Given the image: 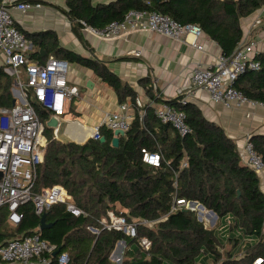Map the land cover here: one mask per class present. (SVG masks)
Listing matches in <instances>:
<instances>
[{
  "label": "trees",
  "instance_id": "1",
  "mask_svg": "<svg viewBox=\"0 0 264 264\" xmlns=\"http://www.w3.org/2000/svg\"><path fill=\"white\" fill-rule=\"evenodd\" d=\"M263 5L264 0H115L96 5L92 0H66L65 13L77 28L83 21L101 29L121 21L130 9L150 8L182 25L199 27L219 45L222 55L229 57L243 40L240 20ZM24 35L33 46L92 69L114 89L120 102L130 97L134 106L131 88L105 62L65 50L57 41L47 44L43 38ZM31 56L41 59L39 52ZM254 58L260 69L240 74L233 86L249 100L264 103V53ZM12 86L13 78L0 67V108L13 106ZM149 95L150 100H157ZM168 104L185 114L190 133L180 136L170 124L161 123L149 104L144 105L142 117L137 113L130 129L119 137L118 147L111 145L113 132L104 127L100 128L104 142L88 139L82 144L58 141L45 127L46 147L37 167L34 192L60 185L85 216H75L58 203L46 212V222L54 224L39 230L40 217L28 203L19 208L22 219L11 228L8 210L1 208L0 245L38 232L56 249L69 254V264H112L110 254L119 241L134 246L125 252L123 264H251L257 258L264 264L261 179L242 162L235 141L204 118L198 108L188 102L181 104L180 97ZM37 112L42 121L48 119L47 112ZM250 141L264 161V135H253ZM142 150L158 153L159 166L144 163ZM176 199L200 203L216 214L218 223L208 228L195 212L172 210ZM108 210L124 213L128 221L142 218L154 224L139 226L135 238L102 230L99 220ZM88 226L99 233L92 234ZM140 238L150 241L148 250L140 246Z\"/></svg>",
  "mask_w": 264,
  "mask_h": 264
},
{
  "label": "built area",
  "instance_id": "2",
  "mask_svg": "<svg viewBox=\"0 0 264 264\" xmlns=\"http://www.w3.org/2000/svg\"><path fill=\"white\" fill-rule=\"evenodd\" d=\"M146 4L149 2L146 1ZM41 6L40 3L16 0L0 1V51L3 53L1 67L5 74L14 78L17 96L13 106L0 108V209L7 208V221L11 226L20 223L23 215L19 208L28 203L33 205L34 213L39 217L58 203L64 204L66 210L75 216H85L60 185L34 192L37 167L43 161L46 146V123L50 117L58 120L64 115L67 101L78 95V88L68 84L67 60L49 57L44 64H39L31 61L28 56L30 40L16 25L11 10L14 8L26 12ZM78 27L103 41L121 39L136 32L156 33L175 41L184 40L187 34H191V45L197 50L203 49L197 43L203 35L199 27L182 25L150 8L130 9L121 21H112L101 29L90 27L83 21L78 22ZM254 46V41H241L229 57L221 55L209 67L195 66L190 74L192 86L204 90L213 103L226 108L239 109L251 105L264 109L263 102L249 100L233 86L240 74L247 70L260 69V62L252 57ZM139 55L140 51L134 53V56ZM186 102L185 98H180L181 104ZM134 107L142 117L144 104L140 99H134ZM37 109L47 112L48 119L42 121ZM127 110V106L123 104L121 111L107 114L100 124L83 128L88 132L83 140H100L101 127L112 132L122 130L126 133L132 123V117ZM153 113L161 123L170 124L180 136L190 133L185 114L174 106L164 103L155 107ZM83 132L76 130L73 135L79 136ZM142 152L144 163L159 166L161 158L158 153L145 150ZM239 155L242 162L257 174L261 182L264 181V161L254 150L250 138H247L239 149ZM200 205L198 202L193 204L191 201L176 199L172 210L185 208L193 211L197 219L208 227L217 216ZM99 224L102 230L121 232L125 236L135 238L139 226H152L154 222L142 218L128 221L124 213L108 210L99 220ZM87 228L95 235L100 231L91 226ZM139 242L145 250L150 248L151 243L146 238H140ZM55 250V245L42 239L38 232L19 235L0 245V264H28L33 260L40 264H69V254L60 251L53 258L52 253ZM251 264H262V258L255 259Z\"/></svg>",
  "mask_w": 264,
  "mask_h": 264
},
{
  "label": "crops",
  "instance_id": "3",
  "mask_svg": "<svg viewBox=\"0 0 264 264\" xmlns=\"http://www.w3.org/2000/svg\"><path fill=\"white\" fill-rule=\"evenodd\" d=\"M34 1L42 6L26 12L14 8L11 10L16 25L23 33L33 35L34 39L43 38L47 44L57 41L58 46L65 50L105 62L131 88L134 99H140L144 105L149 104L147 106L152 112L161 104L183 97L198 108L204 118L220 126L235 141L238 149L247 138L256 134L264 135V109L251 105L239 109L226 108L213 103L204 90L192 86V69L197 65L209 67L222 55L219 45L205 34L197 40L203 47L202 50L191 45V34H187L184 40L175 41L156 33L136 32L121 39L103 41L77 28L76 23L65 13L66 0ZM110 1L115 0H92V3L96 5ZM240 25L243 31L242 41L255 42L252 57L264 53V5L242 18ZM29 49L30 60L39 64H44L49 57H56L50 51L33 46L31 40ZM136 51H140L139 56H134ZM35 52L40 53L41 59L30 57V53ZM2 61L3 53L0 51V67ZM67 80L70 86L78 88V95L67 101L65 114L58 118L59 124L49 128L58 141L84 143L85 140H76L69 133L85 131L83 128L100 124L107 114L121 111L123 104L127 106L132 121L138 113L130 97L120 102L114 89L90 68L69 62ZM13 92L16 93L15 89ZM149 92L155 96L156 101L150 100ZM59 134L64 135L65 140L56 138L55 135ZM260 185L263 190L264 181ZM8 226L11 225L8 223ZM133 247L119 241L110 254V261L123 262L125 252Z\"/></svg>",
  "mask_w": 264,
  "mask_h": 264
},
{
  "label": "water",
  "instance_id": "4",
  "mask_svg": "<svg viewBox=\"0 0 264 264\" xmlns=\"http://www.w3.org/2000/svg\"><path fill=\"white\" fill-rule=\"evenodd\" d=\"M43 53V52H42ZM16 102V98L14 97L13 99V104H15ZM58 121L56 118L54 117H51L47 123H46V127L47 128H50V127H55L57 125ZM125 135V132H123L122 130H115L113 132V138L111 140V145L113 147H118V144H119V137L121 136H124ZM100 141L101 142H104L105 141V138L102 136L100 138ZM195 202H193L194 204ZM201 208H203L204 206L200 205ZM212 213H214L213 211H211ZM54 223L53 222H49L47 223L46 222V213L42 214L41 217H40V224H39V229L42 230V229H45L47 227H50L51 225H53ZM60 251V249H57L55 250L53 253H52V256L54 257L58 252Z\"/></svg>",
  "mask_w": 264,
  "mask_h": 264
},
{
  "label": "rangeland",
  "instance_id": "5",
  "mask_svg": "<svg viewBox=\"0 0 264 264\" xmlns=\"http://www.w3.org/2000/svg\"><path fill=\"white\" fill-rule=\"evenodd\" d=\"M13 89H16L15 84L12 86V88H11V92H12L13 97H14V96L17 97V96H16V93L13 92ZM45 133H46V132H45ZM45 133H44V136H46ZM55 136H56V138H58V139H60V140H65V137H63L64 135L59 134V135H55ZM45 147H46V146H45ZM44 150H45V148H44ZM214 223L217 224V223H218V220L215 219V221H212L208 227H210V228L215 227L216 225H214ZM213 225H214V226H213ZM10 227H11V226H10ZM11 228H13V227H11ZM226 248H229V246L226 245ZM33 261H35V260H33ZM33 261H30V262H33ZM30 262H29V264H30ZM38 264H39V263H38ZM112 264H116V262L113 261ZM218 264H219V263H218Z\"/></svg>",
  "mask_w": 264,
  "mask_h": 264
},
{
  "label": "bare ground",
  "instance_id": "6",
  "mask_svg": "<svg viewBox=\"0 0 264 264\" xmlns=\"http://www.w3.org/2000/svg\"><path fill=\"white\" fill-rule=\"evenodd\" d=\"M73 126V125H72ZM71 126V127H72ZM68 127H70V126H68ZM81 127V126H80ZM67 131V130H66ZM70 132V131H69ZM69 135L70 136H72V137H74L76 140H83V139H85V137L88 135V132L87 131H84L82 134H79V136L78 135H76V136H74L73 135V133L71 134V133H69ZM70 263V262H69Z\"/></svg>",
  "mask_w": 264,
  "mask_h": 264
},
{
  "label": "clouds",
  "instance_id": "7",
  "mask_svg": "<svg viewBox=\"0 0 264 264\" xmlns=\"http://www.w3.org/2000/svg\"><path fill=\"white\" fill-rule=\"evenodd\" d=\"M15 97V96H14ZM16 98V97H15ZM14 105V104H13ZM58 121V120H57ZM87 141V140H86ZM191 202H195V201H191ZM41 217V216H40ZM39 229V228H38ZM121 242V241H120ZM57 250V249H56ZM60 252V251H59ZM53 258H55V256L53 257ZM121 263H123V262H121Z\"/></svg>",
  "mask_w": 264,
  "mask_h": 264
}]
</instances>
